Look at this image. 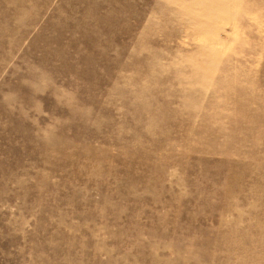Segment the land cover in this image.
<instances>
[{
	"label": "rangeland",
	"instance_id": "1",
	"mask_svg": "<svg viewBox=\"0 0 264 264\" xmlns=\"http://www.w3.org/2000/svg\"><path fill=\"white\" fill-rule=\"evenodd\" d=\"M0 264H264V0H0Z\"/></svg>",
	"mask_w": 264,
	"mask_h": 264
},
{
	"label": "bare ground",
	"instance_id": "2",
	"mask_svg": "<svg viewBox=\"0 0 264 264\" xmlns=\"http://www.w3.org/2000/svg\"><path fill=\"white\" fill-rule=\"evenodd\" d=\"M207 16H208V15H207ZM210 18L212 19V17H210ZM183 40H184V39H183ZM183 45H184V44H183ZM183 45H182V46H183ZM185 46H186V45H185ZM153 71L155 72L156 70H153V69H150V70H149V72H150L151 74H152ZM151 77H152V75H151ZM144 94H145V92L142 91L141 95H144ZM128 96H129V95H128ZM129 97H130V96H129ZM189 105H190V104H189ZM144 113L147 114V115H151V112H150V111H145ZM191 113L193 114L194 112L192 111ZM249 188H250V190H251V191L249 190L250 192H255V191H257V190L259 189V188H254V187H249ZM228 244H229V243H227V246H228ZM231 257H232V256H231ZM231 257H229V258L231 259Z\"/></svg>",
	"mask_w": 264,
	"mask_h": 264
}]
</instances>
